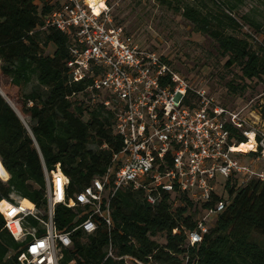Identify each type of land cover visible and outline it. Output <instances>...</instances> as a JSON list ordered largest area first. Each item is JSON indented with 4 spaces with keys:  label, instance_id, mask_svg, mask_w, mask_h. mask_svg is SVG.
<instances>
[{
    "label": "trees",
    "instance_id": "16d2710c",
    "mask_svg": "<svg viewBox=\"0 0 264 264\" xmlns=\"http://www.w3.org/2000/svg\"><path fill=\"white\" fill-rule=\"evenodd\" d=\"M62 2L0 0V163L10 175L8 182L0 178V202L16 195L43 212L48 204L45 166L53 170L60 165L71 181L70 192L76 193L104 175L123 146L115 131V110L104 103L111 99L116 106L115 97L103 92L94 103L87 92L94 77L72 79L68 64L77 43L75 29L63 33L47 27ZM214 5L205 9L190 4L175 11L195 32L218 44L226 68L239 69L243 81H264L263 25L248 16L239 21L238 4L230 0ZM250 40L259 42L257 49ZM51 46L52 54L47 52ZM230 131L232 142H248L241 131ZM222 201L227 206L214 227L202 243L191 245L188 234L197 229L201 212L187 194L164 193L151 205L143 190L120 191L113 203L111 232L104 226L92 235L77 231L61 264H102L110 243L117 257L130 255L152 264H264V247L253 241L254 233L264 236V181L244 185L241 177L220 178L212 202L204 207ZM74 218L71 210L57 206L59 229H67ZM6 223L0 213V264H20L25 244L14 239Z\"/></svg>",
    "mask_w": 264,
    "mask_h": 264
},
{
    "label": "built area",
    "instance_id": "2783aa9c",
    "mask_svg": "<svg viewBox=\"0 0 264 264\" xmlns=\"http://www.w3.org/2000/svg\"><path fill=\"white\" fill-rule=\"evenodd\" d=\"M99 6L96 12L88 0H63L47 27L63 33L75 29L77 43L68 64L72 79L82 82L94 77L87 89L94 103L103 92L115 97L116 106L111 99L104 103L115 110V131L123 146L107 172L76 193L70 192L71 181L60 165L53 170L45 166L48 204L44 212L32 202L33 207L25 206L16 195L0 202L6 227L17 242L25 244L20 264H61L66 250L73 249L77 231L92 235L104 226L111 232L114 199L129 188L145 191L151 205L164 193L187 194L201 212L197 229L188 238L191 245L200 244L227 206L222 201L204 207L212 202L220 178L241 177L244 185L264 181V133L248 130L241 111L220 105L204 86L190 83L165 58L143 48L114 23L107 0H100ZM231 127L248 142L253 138L254 148L248 154L236 151ZM242 156L251 160L244 163ZM5 172L7 178H0L8 182L10 175ZM59 205L75 214L65 230L55 221ZM108 260L152 264L130 255L117 257L111 243L102 264Z\"/></svg>",
    "mask_w": 264,
    "mask_h": 264
},
{
    "label": "rangeland",
    "instance_id": "374dc122",
    "mask_svg": "<svg viewBox=\"0 0 264 264\" xmlns=\"http://www.w3.org/2000/svg\"><path fill=\"white\" fill-rule=\"evenodd\" d=\"M215 1L169 0L166 4L163 0H107V3L115 24L122 26L143 48L165 58L190 83L204 86L220 105L233 112L241 111L247 129L260 135L264 133V81H243L239 69L226 68L227 58L220 54L218 44L195 32L193 25L175 11L190 4L212 9ZM230 1L238 4L239 21L248 16L263 25L260 37L264 40V4L259 0ZM238 35L244 38L242 32ZM250 42L254 49L258 48L259 42ZM54 50L51 46L47 52L52 54ZM30 90L26 88L25 92ZM11 91L13 96L18 95L16 90ZM243 159L248 163L251 156ZM14 198L19 200L18 196ZM253 241L264 247V236L254 233Z\"/></svg>",
    "mask_w": 264,
    "mask_h": 264
},
{
    "label": "bare ground",
    "instance_id": "6f19581e",
    "mask_svg": "<svg viewBox=\"0 0 264 264\" xmlns=\"http://www.w3.org/2000/svg\"><path fill=\"white\" fill-rule=\"evenodd\" d=\"M99 1L100 0H88V2H90V4L93 6V8L95 9L96 12H100L101 8L99 6ZM236 151L237 152H240L242 154H248L250 151L253 150V138H252V142H246V143H243L241 145H238L236 147ZM0 176L4 179L7 178V175H6V172H5V169L2 167L1 163H0ZM23 204L25 206H28V207H33L32 206V203L27 200V199H23Z\"/></svg>",
    "mask_w": 264,
    "mask_h": 264
}]
</instances>
